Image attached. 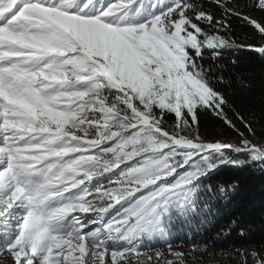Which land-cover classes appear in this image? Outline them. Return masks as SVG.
I'll return each instance as SVG.
<instances>
[{"label":"snow or ice","instance_id":"6c2138e0","mask_svg":"<svg viewBox=\"0 0 264 264\" xmlns=\"http://www.w3.org/2000/svg\"><path fill=\"white\" fill-rule=\"evenodd\" d=\"M133 7L0 0V264H189L198 245L150 243L169 236V209L203 219L236 186L213 169L264 171V104L238 110L216 63L264 57V0H152L126 18ZM233 18L253 29L244 43ZM215 124L235 140L205 139Z\"/></svg>","mask_w":264,"mask_h":264},{"label":"trees","instance_id":"16d2710c","mask_svg":"<svg viewBox=\"0 0 264 264\" xmlns=\"http://www.w3.org/2000/svg\"><path fill=\"white\" fill-rule=\"evenodd\" d=\"M202 2L207 6L211 0ZM238 2L243 6L248 0ZM253 15L261 17L264 14L254 12ZM232 23L237 44L244 43L245 38L253 36L251 26L242 25L235 18ZM216 63L228 70V81L223 87L235 107L245 114H259L261 105L264 104V57L240 48L224 49ZM255 126L258 135L264 133V118L257 115ZM208 132L211 135L205 139L235 140L231 130L223 128L220 124L209 126ZM211 179L214 183L235 182L236 186L231 189L226 199L214 201L203 219H194L192 223H188L183 218H178L179 221L173 223L174 235L168 242H183L185 250H191L193 245L199 246L195 252L196 259L190 260L189 264H208L213 258L220 259L221 264H238L241 257L232 255L234 249H247L249 253L256 250L264 254V171L221 165L218 170L213 169ZM233 221L235 224H232ZM229 225L232 227L228 232ZM222 229L228 233L224 234ZM217 233L221 234L217 236ZM205 245L208 247L207 252L202 250ZM153 246L163 247V244L156 243ZM248 260L249 264H253L251 256Z\"/></svg>","mask_w":264,"mask_h":264},{"label":"rangeland","instance_id":"374dc122","mask_svg":"<svg viewBox=\"0 0 264 264\" xmlns=\"http://www.w3.org/2000/svg\"><path fill=\"white\" fill-rule=\"evenodd\" d=\"M136 2H137V5H139V7H140V11L137 12L136 11V7H133L131 9H125L124 13H126V18L131 19L134 16H137L140 19H143L144 16L148 13V11H149V9H150V7L152 5V0H136ZM161 2H166V0H161ZM169 217L171 218L169 220V223L165 224L166 228L170 227V234L167 237V239L156 238V239L150 241V243H152V244L159 243V244H163L164 245L165 242H168L170 240V238L173 237V235H174V232H173L174 224L173 223L178 222L179 221V219H178L179 217H177V214H176L175 210H173L171 208L169 209V212L167 214H165V219L166 220H168ZM0 259H2V258H0ZM220 262H221L220 259L213 258L211 261L208 262V264H221ZM190 264H198V263L192 262Z\"/></svg>","mask_w":264,"mask_h":264}]
</instances>
